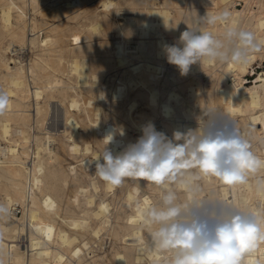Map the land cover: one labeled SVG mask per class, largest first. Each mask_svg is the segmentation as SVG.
Segmentation results:
<instances>
[{
	"label": "bare ground",
	"instance_id": "6f19581e",
	"mask_svg": "<svg viewBox=\"0 0 264 264\" xmlns=\"http://www.w3.org/2000/svg\"><path fill=\"white\" fill-rule=\"evenodd\" d=\"M224 12L228 24L201 21ZM233 23L264 44V0H0V90L10 98L0 111V205L7 209L0 264H175L176 250L156 245L158 226L144 216L161 205L165 188L202 212L255 215L261 236L239 264H264V164L244 183L228 185L191 167L162 187L138 174L107 183L91 162L110 128L125 133L108 145L113 154L135 143L148 122L183 144L209 109L248 135L264 162V69L253 72L264 46L247 64L202 59L187 75L163 50L187 28L221 35ZM66 41L73 44L64 52ZM110 69L111 84L99 83ZM64 182L78 197L76 214L65 207Z\"/></svg>",
	"mask_w": 264,
	"mask_h": 264
},
{
	"label": "clouds",
	"instance_id": "9594fccd",
	"mask_svg": "<svg viewBox=\"0 0 264 264\" xmlns=\"http://www.w3.org/2000/svg\"><path fill=\"white\" fill-rule=\"evenodd\" d=\"M229 19V14L224 12L206 14L201 21L204 25H216L228 24ZM262 46L251 31L233 23L221 35L187 28L175 43L165 44L163 50L167 62L181 75H187L190 67L202 59L247 64ZM9 103L7 93L0 90V111ZM206 115L203 126L190 131L183 144H174L148 122L140 128L141 136L135 143L117 154L108 145L115 141L117 134L123 136L124 129L110 128L102 139L103 152L91 161L95 163V175L119 185L126 176L144 172L148 179L158 175L159 180H150L164 187L180 180L183 169L196 167L199 173L215 176L225 184L244 183L248 174L264 162L254 156L247 140L223 113L209 109ZM183 135L176 132L174 139L181 140ZM6 212L0 205V213ZM144 216L147 223L158 226L152 233L156 245L176 250L175 264H239L241 254L251 249L261 236L255 215L224 208L202 212L194 205L178 203L176 193L168 188L161 205L148 208Z\"/></svg>",
	"mask_w": 264,
	"mask_h": 264
},
{
	"label": "rangeland",
	"instance_id": "374dc122",
	"mask_svg": "<svg viewBox=\"0 0 264 264\" xmlns=\"http://www.w3.org/2000/svg\"><path fill=\"white\" fill-rule=\"evenodd\" d=\"M238 8L241 9V5H239ZM76 23L77 22H72L71 24L75 25ZM126 39H128V38H126ZM72 44L73 43L71 41H66L63 44L64 45L63 51L65 52V48L67 47V45L72 46ZM253 69H254L253 72H257L260 69H264V62H262L260 65H255V67ZM113 76H114V71L112 69H110L105 75L103 74V75L99 76V78H98L99 79V83H101V81H104L106 83V85L109 86L111 84V82H112ZM251 80H252V75H247L246 78H245L246 84H249V82ZM201 81H202V83H204V85H210L211 78L207 74H203V76L201 78ZM138 115H140V114H138ZM61 131H62V134H64V135L67 134L64 127L61 129ZM245 140H247V142H248V144L250 146V149H251V141L248 138V135H246ZM58 153L60 155V159H61L63 165H67L68 162H72V160H70L68 158V156L65 154V148H63L62 150H59ZM63 185L65 186V194H64L63 197H66L68 199V201H69V203L65 207H67V209L70 212V214H72V213L76 214V213H78V208H77V198L78 197L75 194V192H73L70 189L69 183L64 182ZM109 242L110 241H108L106 246H105L107 250L110 249Z\"/></svg>",
	"mask_w": 264,
	"mask_h": 264
},
{
	"label": "snow or ice",
	"instance_id": "6c2138e0",
	"mask_svg": "<svg viewBox=\"0 0 264 264\" xmlns=\"http://www.w3.org/2000/svg\"><path fill=\"white\" fill-rule=\"evenodd\" d=\"M139 176H146L147 174L144 173V172H140L138 173ZM150 179H153V180H159L160 177L157 175V176H153V177H150Z\"/></svg>",
	"mask_w": 264,
	"mask_h": 264
}]
</instances>
